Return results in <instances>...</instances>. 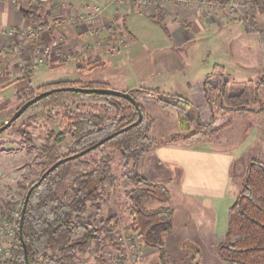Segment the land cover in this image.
Instances as JSON below:
<instances>
[{"label": "crops", "instance_id": "1", "mask_svg": "<svg viewBox=\"0 0 264 264\" xmlns=\"http://www.w3.org/2000/svg\"><path fill=\"white\" fill-rule=\"evenodd\" d=\"M189 1L168 0L164 5H157L151 0L142 5L136 0L132 3H118L117 0H41L37 7L36 0H0V118L13 108L18 92L28 83L35 88L42 83L63 80L59 77L97 80L107 83L109 87L111 80L120 83L117 88L125 91L150 87L147 86L150 82L153 88L159 90V74L156 78L153 76L154 72L163 70L165 59L161 56L166 55L168 59L171 54L186 47L189 49L196 42L209 44L205 48L207 53L211 52L213 46L216 49L221 45L238 66L247 65L248 59L254 54L259 60L264 59V0H248L254 8L247 11L241 7L235 13H228L224 7L208 12L200 4L190 5ZM195 1L199 3L200 0ZM62 2L67 5L62 7ZM95 2L104 4L105 9L104 20L94 30L86 24L77 23L75 17L79 10ZM32 6L37 8L44 27L38 37L18 53L11 52L8 46L14 39L7 35L6 30L11 27H32L36 22L21 14L22 9ZM103 22L112 24V34L106 31ZM141 25L145 26L149 36L141 33ZM155 26L161 31L158 29L156 38H150ZM120 36L126 37L124 44L113 47ZM97 38L101 44H97ZM133 44H138L143 49L142 55L152 60L148 62V74L145 69V72H141L144 57L134 59L128 56L127 50ZM233 46L238 50L240 59L234 53L230 55ZM147 50L150 55L146 54ZM94 64H99L103 71L92 76L90 72L95 69ZM82 71L88 72L89 76L77 74ZM62 72L65 74L61 75ZM126 73L133 76V83L125 79L123 75ZM139 98L138 102L153 118L150 134L155 140H162H156L153 147L140 156L139 172L153 182L177 184V193L188 199L192 196L215 203L216 200L223 201L228 196L231 168L240 156L233 153L230 147H220L221 143H217V139L207 138L193 145L184 144L182 140L168 142L171 131L178 126L174 108L163 107L158 103L162 107L158 109L160 113L152 114L148 108L155 106L154 100L145 102L141 96ZM205 144L211 146L206 147ZM241 184H238V191ZM237 193H233V202ZM208 203L211 211L214 210L212 202ZM181 208L173 207L174 230L167 232L164 237L165 246L170 248L177 247L184 233H190L184 226L191 224V214H187V205L180 212ZM203 226L207 229L206 234L190 233V236H193L192 240L203 243L202 251H215L216 245L224 238L217 236L213 240L217 233L209 221Z\"/></svg>", "mask_w": 264, "mask_h": 264}, {"label": "trees", "instance_id": "2", "mask_svg": "<svg viewBox=\"0 0 264 264\" xmlns=\"http://www.w3.org/2000/svg\"><path fill=\"white\" fill-rule=\"evenodd\" d=\"M21 14L31 21H41L36 9H22ZM163 28L165 29L164 26ZM229 82L222 66H219L198 84L212 114L216 106L226 110H263L264 103L258 95V89L264 83V68L256 81L249 79L242 87L233 88ZM69 87L109 86L97 80L63 79L42 83L35 88L28 83L18 92L21 103L36 93L46 94L30 104L16 120L56 103H88L85 110L75 106L62 116V122L68 125L71 137L66 154L59 155L56 147L64 140L63 133H57L52 143L45 142L43 151L49 165L42 169L38 178L25 187L19 212L31 185L39 181L41 174L59 158L87 149L138 118L137 107L128 98L84 92ZM127 91L146 96L153 94L156 97L154 100L163 107H174L179 134L184 144L193 145L208 135L207 126L210 122L202 123L189 114L193 103L186 97L159 90L155 92L149 87ZM213 92L216 94L212 95ZM139 106L142 119L137 124L95 148H118L126 164L132 161L125 177L140 186L127 191L131 202L130 213L133 216L131 226L138 232L139 241L144 245L163 250L164 235L173 226V209L169 206L147 208L143 203L145 198L166 201L169 199V192L164 184L150 182L139 172L140 156L156 143L150 134L153 118L141 103ZM213 120L214 115L211 118ZM2 124L3 122L0 125ZM175 140L176 137H172L168 142ZM82 158L75 157L60 163L32 188L23 215L21 238L18 231L11 255L1 264H26V256L29 264H76L80 257L78 253L90 252L93 242L96 250L98 242H103L104 239L97 236L100 229L92 226L84 219V215L87 212V201L98 198L104 186L113 184L115 175L111 171L108 154L93 161ZM112 219H105L107 234L112 233ZM217 253L230 264H264V162L256 157L249 159L246 164L242 185L228 209L227 230L224 239L217 245Z\"/></svg>", "mask_w": 264, "mask_h": 264}, {"label": "rangeland", "instance_id": "3", "mask_svg": "<svg viewBox=\"0 0 264 264\" xmlns=\"http://www.w3.org/2000/svg\"><path fill=\"white\" fill-rule=\"evenodd\" d=\"M141 26V33L148 35L145 32V26ZM158 29L160 30V28L156 27L151 30L150 38H156L155 35ZM139 35L143 36L140 33ZM210 44L212 47V43ZM209 46V44L196 42L191 44L189 49L186 47L178 50L173 55L171 54L172 56H168V59L166 55H162L161 58L165 59V65L162 71L154 72L153 78H156L159 74V91L176 93L186 97L193 103L189 114L202 123L210 122L207 126L208 135L202 140L207 138H210L209 140L217 139L216 142L221 143L220 147H230L233 153L240 156L237 157L231 168L228 196L223 201L216 200V203L213 200H202L200 198H192V196L188 199L177 193V184L157 182L167 187L169 199L160 201L155 198H145L143 203L147 208L166 205L172 207V209L173 207H182L180 212L187 205L189 212L187 214H191V217H189L191 219L189 220L192 222L189 226H184L186 231L189 229V232L193 235L199 232L206 234L207 229L205 230L203 223L209 221L217 233L213 238L214 240L217 236H223L222 238L225 236L228 225V206L233 203V193L234 191L235 193L238 192V184H241L244 179L247 162L252 157L264 162V108L260 111L226 110L216 106L212 110V114L203 91L198 88V84L202 83L207 74L222 66L224 75L230 81L229 84L233 88L242 87L249 79L256 81L260 77L264 68V59L259 60L254 54V57L251 56L248 59L247 65L238 66L234 59L231 60V56L228 57L224 47L218 45L214 49L213 46L211 52L207 53L205 48ZM142 52L143 49L138 44H133L131 49L127 50L130 58L144 57L141 72H145V69L146 74H148L150 66L148 62L152 60L143 56ZM229 53L230 55L234 53L237 58L239 57V52L234 46L233 51L231 50ZM146 54L150 55V52L147 50ZM93 67L95 69L90 72L92 76L97 72L103 71L99 64H94ZM84 73L88 74L85 71L77 74L82 76ZM63 74L65 73L62 72L61 75ZM123 76L129 83L135 81L130 73H126ZM59 78L66 79L68 77ZM109 81L111 82V88L118 89L117 86L121 85L118 82ZM147 84V86H150L149 89L157 92L158 89L153 88L150 82ZM132 94L137 99H140L139 97L141 96L142 101L145 102H150L156 98L153 94L146 96L135 91ZM215 94L216 92L212 93V95ZM258 95L264 103V83L260 85ZM20 103V99L15 101L13 108L0 118V124L4 123L14 113ZM154 103L155 106H149L148 110H151L152 114L157 113L158 115L160 113L158 109H162V107L155 100ZM75 106L80 110H85L88 107V103L66 102L52 104L16 120L3 132L0 131V221L12 220L17 217L19 225L20 212L18 208L25 187L38 178L42 169L49 165L43 151L45 142L52 143L56 134L61 132L64 134V140L56 145L58 154H66L68 152L71 137L68 125L62 122V116L67 110L75 108ZM147 107L145 104V108ZM213 115L214 120L211 121ZM172 137H176V140H181L178 126L177 129L171 131L167 139ZM156 140L157 142H162L161 139ZM205 146L210 147L211 145L205 144ZM217 146L219 147V145L215 147ZM103 154H108L109 156V164L112 173L115 175V180L113 184L102 188L98 198L87 201V212L84 215V219L90 222L92 226L100 229L97 232V236L104 240L103 242H98L96 250L93 242L90 252L78 253L80 257L76 260V264H230L218 255L217 245L215 249L216 257L214 256V249L210 250V252L202 251L203 248L201 246L203 243L192 240L193 236H190V233H184L181 236V241L177 243V247L170 248V246H165L163 250L146 246L139 241L138 232L131 226L133 216L130 213L131 202L127 191L139 187L140 184L133 180H126L125 177L126 170L132 166V161L130 160L126 164L119 149L109 146L102 149L94 148L79 157L93 161L99 159ZM208 202H212L211 205L214 210L211 211ZM108 217L113 218L110 223L112 228V233L110 234L105 232L106 227L104 225L105 219ZM171 230H174V228ZM201 254H205V256ZM3 260H0V263Z\"/></svg>", "mask_w": 264, "mask_h": 264}, {"label": "built area", "instance_id": "4", "mask_svg": "<svg viewBox=\"0 0 264 264\" xmlns=\"http://www.w3.org/2000/svg\"><path fill=\"white\" fill-rule=\"evenodd\" d=\"M16 2V0H9ZM41 0H36L37 7L40 5ZM135 0H117L118 3H132ZM140 4L144 5L151 0H136ZM157 5H164L168 0H154ZM190 5H201L208 12L216 10L218 7H224L228 13H235L241 7H244L247 11L254 8V5L248 0H200L199 3L195 0L189 1ZM62 7L67 5L66 2L60 4ZM29 9H36L35 6ZM105 5L102 3H92L91 5L79 10L75 17L77 23L86 24L91 29L102 23L104 20ZM104 23V22H103ZM44 23L42 21L36 22L32 27H11L6 30L7 35L14 39L13 43L8 46V50L14 53H18L27 43L35 40L40 31L43 29ZM104 28L109 33H113V27L111 23L107 25L104 23ZM93 31V30H91ZM126 37H117V41L113 44V47L122 45L125 42ZM97 44H101L100 39H96ZM18 235V218L15 217L12 220L0 221V260L5 259L11 255L12 248L17 241Z\"/></svg>", "mask_w": 264, "mask_h": 264}, {"label": "water", "instance_id": "5", "mask_svg": "<svg viewBox=\"0 0 264 264\" xmlns=\"http://www.w3.org/2000/svg\"><path fill=\"white\" fill-rule=\"evenodd\" d=\"M71 89L74 90H79V91H84V92H97V93H102V94H111V95H117V96H121V97H125L130 99L135 106L137 107L138 110V118L133 121L132 123H130L129 125L123 127L122 129L116 130L113 133L108 134L107 136H105L104 138L100 139L97 143L93 144L92 146L88 147L87 149H84L82 151H79L77 153H73V154H69L66 155L64 157L59 158L56 162H54L40 177L39 181L42 180V178H44V176L49 173L51 170H53L57 165H59L60 163L75 158V157H79L84 155L85 153H87L88 151L92 150L93 148L97 147L98 145L102 144L104 141L108 140L109 138L113 137L114 135L118 134L119 132L128 129L129 127L137 124L141 119H142V111L140 109L139 106V102L138 100L134 97V95L132 93H130L129 91H125V90H119V89H115V88H111V87H100V88H85V87H69ZM46 93L45 92H39L36 93L35 95L29 97L28 99H26L24 102H22L14 111V113L9 117V119H7L2 125H0V131L5 130L13 121H15L23 112L24 110L33 102H35L36 100H38L39 98H41L42 96H44ZM39 181H37L28 191L26 198L24 200L21 212H20V217H19V225H18V231H19V235L21 238V231H22V224H23V215H24V211H25V207H26V203H27V199L29 197V194L32 190V188L37 185L39 183ZM26 264H29L28 258L26 256Z\"/></svg>", "mask_w": 264, "mask_h": 264}, {"label": "flooded vegetation", "instance_id": "6", "mask_svg": "<svg viewBox=\"0 0 264 264\" xmlns=\"http://www.w3.org/2000/svg\"><path fill=\"white\" fill-rule=\"evenodd\" d=\"M9 126H10V125H9ZM9 126H8V127H9ZM8 127H7V128H8Z\"/></svg>", "mask_w": 264, "mask_h": 264}]
</instances>
